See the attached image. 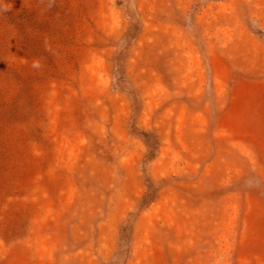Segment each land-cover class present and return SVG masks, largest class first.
Segmentation results:
<instances>
[{"label":"rangeland","instance_id":"obj_1","mask_svg":"<svg viewBox=\"0 0 264 264\" xmlns=\"http://www.w3.org/2000/svg\"><path fill=\"white\" fill-rule=\"evenodd\" d=\"M0 264H264V0H0Z\"/></svg>","mask_w":264,"mask_h":264},{"label":"trees","instance_id":"obj_2","mask_svg":"<svg viewBox=\"0 0 264 264\" xmlns=\"http://www.w3.org/2000/svg\"><path fill=\"white\" fill-rule=\"evenodd\" d=\"M154 198H155V196L153 195L152 198H151L150 200H152V199H154ZM146 199H147V198H146Z\"/></svg>","mask_w":264,"mask_h":264}]
</instances>
